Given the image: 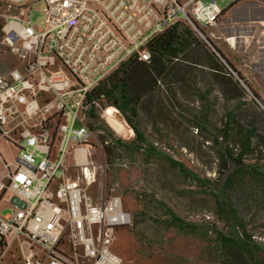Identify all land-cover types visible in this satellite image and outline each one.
<instances>
[{"label": "built area", "instance_id": "1", "mask_svg": "<svg viewBox=\"0 0 264 264\" xmlns=\"http://www.w3.org/2000/svg\"><path fill=\"white\" fill-rule=\"evenodd\" d=\"M32 2L45 6L41 27L31 22L32 7L3 28L22 67L0 75V206L12 210L0 216V238L22 251L23 264H126L113 245L117 229L132 226L131 214L119 197L96 203L86 191L96 181L93 153L105 157L109 144L88 124L91 106L99 108L89 96L128 61L149 64L148 42L177 23L235 76L221 46L242 68L249 56L239 53L238 36L220 33L215 0ZM3 146L15 150L12 161Z\"/></svg>", "mask_w": 264, "mask_h": 264}, {"label": "rangeland", "instance_id": "2", "mask_svg": "<svg viewBox=\"0 0 264 264\" xmlns=\"http://www.w3.org/2000/svg\"><path fill=\"white\" fill-rule=\"evenodd\" d=\"M233 2L215 0L225 10L218 19L219 31L224 36H238L239 53L249 56V69L240 67V58L225 46L220 50L237 75L232 76L243 80L244 99L227 100L208 70L182 66L179 73L160 78L146 92L133 77L130 80L140 97L136 115H125L144 135V149L134 148L132 127L124 114L106 101L98 103L96 115L100 122L88 119L101 142L104 136L110 144L122 139L127 145L114 150L108 164L106 149L105 157L93 153L96 181L86 190L96 203L102 198L119 197L123 209L131 214L132 226L117 229L113 245L126 264H225L216 237L217 232L229 235L232 222L220 218L215 205V195H221L224 179L219 161L225 143L220 131L231 114L238 125H258L264 132V36L259 28V22L264 21V0H239L227 9ZM31 8V22L39 28L46 17L43 4L0 0V75L22 67V61L3 43L6 21L24 19ZM107 109L115 110L113 114L124 128L122 134H116L107 124L103 117ZM2 149L5 158L12 161L15 150L10 154L7 147ZM76 174L72 169L68 172L70 177ZM231 200L254 242L264 248L263 193L245 182L231 194ZM4 205L0 206L1 217L12 211ZM169 211L193 229L173 225ZM0 264H23L22 251L16 245L8 248L5 243L0 250Z\"/></svg>", "mask_w": 264, "mask_h": 264}, {"label": "trees", "instance_id": "3", "mask_svg": "<svg viewBox=\"0 0 264 264\" xmlns=\"http://www.w3.org/2000/svg\"><path fill=\"white\" fill-rule=\"evenodd\" d=\"M238 1L234 0L227 9L234 7ZM147 47L151 53L149 64L137 59L128 61L103 81L88 98L89 102L94 100L100 104L106 101L124 114L125 121L135 133V149L142 150L147 144L144 135L140 133L131 118L125 115L127 112L136 115L135 107L140 97V93L137 94L130 84L132 77L146 92L160 78L175 72L179 73L182 66H191L208 70L211 80L219 86L227 100L244 99L246 92L240 82L183 23H177L155 36L148 42ZM221 56L226 61L225 56L222 54ZM96 111L97 109L92 105L89 118L98 123L100 121ZM220 135L225 143L219 161L221 176L224 179L221 195H215V205L218 216L222 219L226 217L232 224L231 233L224 235L217 232L216 241L223 253L225 264H264L262 256L264 248L254 242L231 200V194L245 182H249L264 195V132L260 131L258 125H238L234 117L229 114ZM100 138L102 142L107 141L104 136ZM119 148H127L122 139L112 140V144L106 146V164H108V156ZM248 160L254 162L247 163ZM171 164L180 166L174 161H171ZM169 214L172 224L179 229H193L192 225L182 222L171 211ZM4 247L5 241L0 238V250Z\"/></svg>", "mask_w": 264, "mask_h": 264}, {"label": "bare ground", "instance_id": "4", "mask_svg": "<svg viewBox=\"0 0 264 264\" xmlns=\"http://www.w3.org/2000/svg\"><path fill=\"white\" fill-rule=\"evenodd\" d=\"M12 25V24H11ZM10 25L7 27L9 28ZM115 110L114 109H107L103 112V117L105 118L107 124L114 130L116 134H122L124 131L123 126L117 121L115 117Z\"/></svg>", "mask_w": 264, "mask_h": 264}, {"label": "crops", "instance_id": "5", "mask_svg": "<svg viewBox=\"0 0 264 264\" xmlns=\"http://www.w3.org/2000/svg\"><path fill=\"white\" fill-rule=\"evenodd\" d=\"M260 27V32H261V34L264 36V28L261 26V25H259Z\"/></svg>", "mask_w": 264, "mask_h": 264}]
</instances>
